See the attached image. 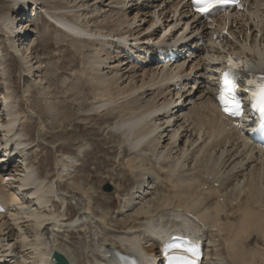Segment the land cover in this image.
Instances as JSON below:
<instances>
[{"label": "bare ground", "instance_id": "1", "mask_svg": "<svg viewBox=\"0 0 264 264\" xmlns=\"http://www.w3.org/2000/svg\"><path fill=\"white\" fill-rule=\"evenodd\" d=\"M14 1L20 13L29 4L30 12L35 5L39 13L50 11V18L71 36L88 40V48L80 53L82 68L73 71L86 81L91 101L93 97L89 112H122L111 131L123 139L119 157L126 156V150L131 154L126 161L132 178L125 183L131 185L123 186L129 191L118 215L134 212V221H143L120 231L109 226V215L96 216L94 197L83 191V182L76 183L74 166L67 163L74 159L71 155H56L58 177L53 181L50 172L32 162L29 151L39 150L45 129L36 122L40 115L29 101V82L43 84L46 67L36 56L30 59L36 53L33 42L39 27L24 13L0 17V163L5 161L0 165V200L11 208L8 215L0 214V264H46L53 252L68 264H106L110 254L156 258L159 235L182 234L192 226L184 216L187 211L200 217V230L208 240L205 264H264V150L250 142L238 123L222 115L209 87L212 70L228 45L208 42L211 30L179 0H47L66 3L53 11L40 0ZM246 2V12L232 11L228 17L231 31L240 32L245 41L241 48L230 47L243 50L245 45L247 52L264 57V0ZM216 17L226 19L223 14ZM21 34L25 40L18 53L31 64V71L23 66L18 71L16 85L23 94L16 88L8 56L17 53L13 39ZM3 38L12 52H5ZM156 46L176 48L180 56L151 63L146 52L156 53ZM8 140L25 145L27 157L25 150L9 149ZM17 152L18 164L25 168L11 177L4 173L6 156ZM136 155L137 164L132 158ZM145 159L152 162L148 168L142 164ZM68 172L77 186L71 195L59 186L69 179ZM111 180L105 185L122 187ZM23 190L28 193L22 195ZM69 199L79 211L67 221ZM54 202L61 203L62 211ZM73 228L82 230L81 252L64 234Z\"/></svg>", "mask_w": 264, "mask_h": 264}, {"label": "rangeland", "instance_id": "2", "mask_svg": "<svg viewBox=\"0 0 264 264\" xmlns=\"http://www.w3.org/2000/svg\"><path fill=\"white\" fill-rule=\"evenodd\" d=\"M40 1L44 2L43 7L45 9L51 11H53L51 9L53 7H66V3H60L59 1L52 3L47 0ZM15 5L14 0H0V17L2 19L8 17L18 18L19 15ZM42 12L41 10L40 17L35 21L39 27V34H37L39 37L33 42L36 53L30 59L36 56L45 63L44 66L46 67L43 72V84L36 86L34 81L29 82L31 87L29 101L31 109L40 115L36 122L39 123V126L40 123L45 124V129L41 136V147L30 158L32 162L41 167L43 172H50V180H54L58 177L56 155H71L74 159L71 162L66 161L74 166V169L71 170H74L73 177L76 183L83 182L85 186L83 191L89 190L90 195L94 197V214L96 216L109 215V226L120 231L127 230L131 226L139 227L143 220H140V222L134 221V212L118 215L123 198L127 196V191H129L128 189L124 191L123 186L131 185V182L125 184L130 178L129 170L131 171L129 166V170L127 169L126 157L131 156V154L126 150V156L119 157L121 153L119 140L123 139L118 134L113 133L114 130L111 131L115 119L119 118L122 112L112 111L110 116L94 113L95 111L89 112V105L91 106L93 97L91 101L90 92L84 89V82L86 81L82 80L81 77L77 79L73 71V69L82 68L80 53L88 48V40L82 41L67 35L63 30L50 23ZM18 21H16V24H20ZM32 38H34V35ZM23 39L25 40L22 34L13 39L17 43V53L14 52L8 55L9 58H12L11 62L15 68L13 77L15 85L22 66L26 71H31V64L27 60L21 59L18 53V46L22 45ZM4 42L6 53L12 52L6 40ZM76 59L77 63H74ZM32 72L35 74L34 71ZM17 86L20 94H23V89L18 82L16 88ZM74 91H76V95ZM23 109L27 111V105H23ZM138 157L137 155L132 157L135 164L138 163ZM151 163L146 159L142 162V164H145V168H148L147 166ZM68 174L69 179L66 178L63 182H60L59 186L64 192L73 194L77 190V186L71 182L70 172ZM110 180H114L116 184L122 187H115L114 191L109 194L103 193V186ZM116 193L118 195L120 193L121 196L118 197ZM82 195L84 194L82 193ZM55 204L57 210H59L61 205L58 202ZM78 211L79 207L70 204L67 210L69 220ZM90 227L92 228V226ZM64 234L72 238L70 242L75 246L74 249L81 252V244L78 239L82 240V230L69 229Z\"/></svg>", "mask_w": 264, "mask_h": 264}, {"label": "snow or ice", "instance_id": "3", "mask_svg": "<svg viewBox=\"0 0 264 264\" xmlns=\"http://www.w3.org/2000/svg\"><path fill=\"white\" fill-rule=\"evenodd\" d=\"M195 2L200 5L198 7L197 11L208 14L211 12L214 8L217 7H224L225 5L229 4H238V0H195ZM230 82L225 78V84L228 85ZM249 84L254 83L253 81H249ZM235 85L233 84L232 88H226L225 92L228 93V95H225V92H222L220 94V99L225 101L226 107L224 108V111L232 116H240L242 115V105L241 101L237 99V97L232 94L233 88ZM259 91L253 92V103L252 107L254 109H257L260 112V115L262 117V124L261 128L264 129V84H261L258 86ZM231 104V107H228L227 105ZM177 248H179V245H176ZM187 251H191L193 255H198L194 250L188 249Z\"/></svg>", "mask_w": 264, "mask_h": 264}, {"label": "built area", "instance_id": "4", "mask_svg": "<svg viewBox=\"0 0 264 264\" xmlns=\"http://www.w3.org/2000/svg\"><path fill=\"white\" fill-rule=\"evenodd\" d=\"M24 168H25V164H23V163L18 164V161H17V168H16L15 172L16 173H21Z\"/></svg>", "mask_w": 264, "mask_h": 264}, {"label": "water", "instance_id": "5", "mask_svg": "<svg viewBox=\"0 0 264 264\" xmlns=\"http://www.w3.org/2000/svg\"><path fill=\"white\" fill-rule=\"evenodd\" d=\"M103 190L106 191V192H111L113 190V188H112L111 185L106 184L105 186H103ZM59 256H61V255H59Z\"/></svg>", "mask_w": 264, "mask_h": 264}]
</instances>
